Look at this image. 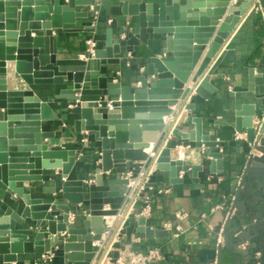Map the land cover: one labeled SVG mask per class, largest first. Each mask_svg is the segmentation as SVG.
<instances>
[{
	"label": "water",
	"instance_id": "95a60500",
	"mask_svg": "<svg viewBox=\"0 0 264 264\" xmlns=\"http://www.w3.org/2000/svg\"><path fill=\"white\" fill-rule=\"evenodd\" d=\"M229 1L114 0L109 13L135 16L131 25L118 35L106 28L104 38L93 39L81 56L60 57L61 32L94 31L93 24L77 23L89 15L79 7L92 0H0V264L17 261L19 254L40 260L54 247L62 250L63 264H90L98 250L94 242L100 238L103 216L124 215L130 206L124 197L129 183L125 174L132 171L131 177L137 176L134 164L155 163L168 173L169 186L182 181L180 170L196 176L202 169L201 164L172 156L175 145L167 143L169 134L203 146L209 171L223 172L220 149L225 141L203 125L201 116L192 115L194 102L186 100L192 90L204 100L216 93L210 78L225 54L222 48L256 0L233 5ZM153 39L162 43L163 53L149 56L134 81L121 83L110 69L102 70L119 64L128 48ZM18 77L19 89H9L8 78ZM34 84H51L54 98L72 103L75 132L85 130L84 137L98 142L100 165L92 182L69 177L81 149L62 148L53 130H42L59 116L34 92ZM235 91L264 96V55L258 69H247L245 85H233L230 94ZM171 106L176 108L173 120L182 108L189 110L186 117L193 127L182 130L172 121L166 123ZM259 106L243 103L235 109L234 129L244 132L248 143L264 145V107ZM222 122L227 123L214 120ZM262 169L255 160L246 166L247 171ZM56 170L61 182L55 198L31 197L25 191V182L55 176ZM234 183L235 178L232 190ZM71 212L80 222L71 223ZM133 233L153 238L168 231L145 225L140 216L137 224H126L125 240Z\"/></svg>",
	"mask_w": 264,
	"mask_h": 264
},
{
	"label": "crops",
	"instance_id": "0c3cea01",
	"mask_svg": "<svg viewBox=\"0 0 264 264\" xmlns=\"http://www.w3.org/2000/svg\"><path fill=\"white\" fill-rule=\"evenodd\" d=\"M96 1L92 0V2ZM238 1L240 0H230L229 3L233 5ZM113 3H115L114 0H98L99 14L94 31L61 32L57 42L58 56H81L82 51L89 45V40L104 38L106 28L112 27L114 34L118 35L123 27L131 25V20L135 16H113L109 13V6ZM79 9L87 11L89 15L78 18L77 23L92 24L93 14L90 4L79 7ZM225 15L226 13L222 17ZM107 18H112L110 24L106 22ZM162 46L160 41L153 39L147 45L140 44L130 47L119 64L104 65L102 70L110 69L115 80L121 83L132 82L137 70L144 71L149 56L163 53ZM222 49H225V54L210 78L217 88L216 93L210 99L204 100L192 90L186 102L193 101L192 115L201 116L203 125L208 126L218 139L225 141V146L220 149L223 152V172L211 173L209 171L210 160L203 146L196 147L192 141L174 139L169 134L167 141L170 142L167 143L175 145L172 156L181 157L190 163L201 164L202 169L197 171L196 176H191L190 171L180 170L179 177L182 181L169 186L168 173L158 170L154 163L149 182L155 184L148 190L150 214L143 217L144 224L152 228L165 229L168 233L153 238L133 233L130 241L125 240V236L122 241L124 245L131 246L135 250H144L152 245L159 246L165 255V260L156 264H168L169 262L212 264L214 261H216L215 264L264 263V169L246 172L236 201V214L227 223L220 246L217 245L216 238L223 221L224 211L212 210L232 192L231 182L241 172L249 151H252L253 160L264 167V145L256 142L248 143L244 132L238 133L234 129L235 109L243 103H260L259 107H264L261 104L264 102V96H257L250 91H235L232 95L230 94L233 85H245L249 67L255 66L258 69L261 64V56L264 55V0H256L252 7L242 15ZM127 52L131 53V57L127 56ZM14 80V85L8 84L9 89H19L20 78ZM188 85L190 87L191 82ZM31 87L42 100L48 101L59 116L56 120L46 122L42 130H53L62 148L81 149L69 177L92 182L96 168L100 165L98 142H95L91 136L81 142L86 132L82 130L77 133L74 130L73 121L76 116L69 113V108L73 106L72 103L54 98L51 84H34ZM170 108L173 109L174 117L176 108L174 106ZM188 111L182 108L176 120H171L170 114L166 117V122L172 121L182 130L192 128L191 119L186 117ZM215 119L227 123H214ZM143 151L148 153L146 149ZM137 166L138 163L134 164V169ZM59 173L60 170H56L55 176L44 177L41 181L25 182L24 189L30 193L31 197H42L44 200L53 199L59 191L58 187L61 182ZM54 188L55 191L52 192ZM144 204L145 200L139 197L127 208V222L132 220L137 224V219L140 217L138 212ZM178 209L186 210L188 215L184 220L179 221L182 231L175 236V223L177 222L175 211ZM79 212L82 213V209ZM69 219L73 223L80 222L72 212ZM237 231L239 236L235 237L234 233ZM136 236H140V242L134 241ZM243 237H248L250 241L247 250H239L236 245L238 238ZM53 250L52 260L45 264H63L62 250L59 247H54ZM256 252L259 253L258 257H255ZM11 264L44 263L35 259L32 254H19L18 260Z\"/></svg>",
	"mask_w": 264,
	"mask_h": 264
},
{
	"label": "built area",
	"instance_id": "2783aa9c",
	"mask_svg": "<svg viewBox=\"0 0 264 264\" xmlns=\"http://www.w3.org/2000/svg\"><path fill=\"white\" fill-rule=\"evenodd\" d=\"M90 10L93 14L92 24L95 26L99 14L98 0L90 4ZM106 22L110 24L112 22V18H107ZM88 44L91 45L92 41L89 40ZM127 56L131 57V53L127 52ZM127 65H129V61H127ZM108 107H112V105L108 104ZM166 117H164L165 122ZM171 120H173L172 113ZM85 139L86 137H83L81 139V142H84ZM252 160L253 154L252 151H249L241 172L235 177L234 189L227 197H225L220 203L216 204L212 208V210L221 209L224 211L223 221L220 225L216 238V243L218 246H220L223 242V236L226 230L227 223L236 214V201L238 198V193L243 186L244 176L247 172L246 166ZM148 163V161L138 162V166L135 168V170L137 171L136 177H131L132 171H129L125 174L129 178V183L126 185L124 197L131 201L130 205L139 197L145 200V204L138 212V215L142 217H146L150 214V194L148 190L151 189L152 186L147 185V183L149 182V176L153 173V164L149 167ZM158 191L160 192L161 190ZM187 215L188 212L184 209H178L175 211V217L177 220V222L175 223V236L178 235V232L182 231V225L179 221L184 220ZM127 218V211L124 215L121 213H117L115 215L103 216V227L101 230L100 238L94 242V245L98 246V250L96 251V255L90 264H156L165 260V255L159 246L152 245L144 250H135L131 246L124 245L122 243L125 236L124 228L128 223ZM70 221L72 223V220ZM234 236L238 237L239 232H235ZM134 241L140 242V236L134 237ZM116 242L120 243V245L115 246L114 244ZM236 245L239 250H247L250 246L249 238H238ZM254 254L255 257H258L259 253L256 252ZM53 255L54 250L52 249L48 253L42 255L40 261L45 264L52 260ZM215 263L216 261H214L212 264ZM168 264L174 263L169 262Z\"/></svg>",
	"mask_w": 264,
	"mask_h": 264
},
{
	"label": "bare ground",
	"instance_id": "6f19581e",
	"mask_svg": "<svg viewBox=\"0 0 264 264\" xmlns=\"http://www.w3.org/2000/svg\"><path fill=\"white\" fill-rule=\"evenodd\" d=\"M14 83H15V80L13 78H9L8 84L12 86L14 85Z\"/></svg>",
	"mask_w": 264,
	"mask_h": 264
},
{
	"label": "trees",
	"instance_id": "16d2710c",
	"mask_svg": "<svg viewBox=\"0 0 264 264\" xmlns=\"http://www.w3.org/2000/svg\"><path fill=\"white\" fill-rule=\"evenodd\" d=\"M253 252V250H251ZM261 264H264V263H261Z\"/></svg>",
	"mask_w": 264,
	"mask_h": 264
}]
</instances>
